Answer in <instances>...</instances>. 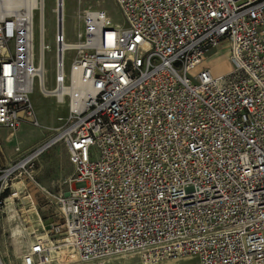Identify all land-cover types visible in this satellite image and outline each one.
I'll list each match as a JSON object with an SVG mask.
<instances>
[{
	"label": "built area",
	"instance_id": "built-area-1",
	"mask_svg": "<svg viewBox=\"0 0 264 264\" xmlns=\"http://www.w3.org/2000/svg\"><path fill=\"white\" fill-rule=\"evenodd\" d=\"M113 1L123 25L85 11L69 46L56 0L53 91L75 80V96L64 95L67 115L48 138L14 147L0 166V208L20 264H264V0ZM15 2L0 0V129L9 136L37 126L34 18L18 17ZM42 34L45 68L44 16ZM219 49L230 70L216 76ZM56 145L73 167L67 191L54 201L56 219L26 237L22 215L33 218L43 197L36 163Z\"/></svg>",
	"mask_w": 264,
	"mask_h": 264
},
{
	"label": "rangeland",
	"instance_id": "rangeland-1",
	"mask_svg": "<svg viewBox=\"0 0 264 264\" xmlns=\"http://www.w3.org/2000/svg\"><path fill=\"white\" fill-rule=\"evenodd\" d=\"M56 0H44V41L50 46V50L45 52L44 84L49 90L54 89V59L55 42L54 34L56 30ZM103 10L111 24L123 25L122 14L113 0H66L64 36L66 43L77 44L78 33L83 31L82 16L85 11ZM34 35L36 47V64L40 56V13L37 11L34 16ZM225 50L219 49L218 54L211 59H216V64H211L217 75L228 73L230 66L226 61ZM74 56L73 51L65 53V73H69L71 59ZM214 62V61H213ZM30 102L34 111L35 123L24 122L13 136L7 132L0 131V145L3 150V156L0 157V166L14 159V147L20 151H26L33 146L43 142L59 127L61 120L67 115L68 100L60 104L54 96H46L39 86V79L35 80L33 91L29 95ZM36 171L39 184L43 188V197H36L37 211L33 218L28 214L22 215V233L28 237L31 233L41 231L43 224L49 219L54 221L57 216V206L54 201L59 195H65L67 191V179L73 172V167L69 162L68 153L63 145H56L42 155L36 163ZM0 208V264H20L17 258V250L13 246L10 235L14 223L8 219V215L1 212ZM31 218V219H30ZM41 218V219H40ZM42 220V222H41ZM38 234V232H36ZM25 242L29 239L26 238ZM104 264H143L137 256H125L110 259ZM156 264H198L195 258H169Z\"/></svg>",
	"mask_w": 264,
	"mask_h": 264
},
{
	"label": "bare ground",
	"instance_id": "bare-ground-1",
	"mask_svg": "<svg viewBox=\"0 0 264 264\" xmlns=\"http://www.w3.org/2000/svg\"><path fill=\"white\" fill-rule=\"evenodd\" d=\"M16 6H14V12H16V15L18 17H22L24 16V18H30V16H32L34 18L35 13L38 11L40 13V24H39V29H40V56H39V60L38 63L36 64V47H35V35H34V27H35V23L33 21V23H29L28 24V38L30 42V51L29 54L31 55V59L33 60V70H31V68L29 69L28 72V76L33 77L36 76L37 77V82L39 79V86L41 87L43 93L46 96H54L58 102L60 104H62L64 102V95L69 94V95H73L75 96L76 93V86H75V80H73V86L70 88H64L61 91H59L58 93H54V91L49 90L48 88H46L45 84H44V74H46V69L43 68V57H42V44H43V34H42V25H43V16H44V0H16ZM65 8H66V0H58V13H59V18L60 21H62V27L64 26V20H65ZM64 29V28H63ZM67 45L69 46H76L77 44H69L67 42ZM30 59V61H31ZM212 61V60H211ZM210 61V65L212 67V72L214 73V75L219 76L215 73L212 64L214 62H212L211 64ZM227 74V73H225ZM225 74H221V75H225ZM35 83V80H34ZM74 102V100H73ZM43 226V225H42Z\"/></svg>",
	"mask_w": 264,
	"mask_h": 264
},
{
	"label": "crops",
	"instance_id": "crops-1",
	"mask_svg": "<svg viewBox=\"0 0 264 264\" xmlns=\"http://www.w3.org/2000/svg\"><path fill=\"white\" fill-rule=\"evenodd\" d=\"M213 61H214L213 65H215V64H216V62H215V61H216V59H215V60H213ZM213 61H212V62H213ZM0 131H5V130H4V129H0ZM5 132H7V131H5Z\"/></svg>",
	"mask_w": 264,
	"mask_h": 264
},
{
	"label": "water",
	"instance_id": "water-1",
	"mask_svg": "<svg viewBox=\"0 0 264 264\" xmlns=\"http://www.w3.org/2000/svg\"><path fill=\"white\" fill-rule=\"evenodd\" d=\"M58 18H59V13H58ZM59 21H60V18H59Z\"/></svg>",
	"mask_w": 264,
	"mask_h": 264
}]
</instances>
